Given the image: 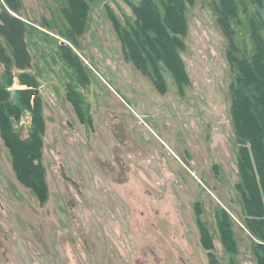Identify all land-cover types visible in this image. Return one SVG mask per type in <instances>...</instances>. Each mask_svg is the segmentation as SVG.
I'll list each match as a JSON object with an SVG mask.
<instances>
[{"label": "rangeland", "instance_id": "rangeland-1", "mask_svg": "<svg viewBox=\"0 0 264 264\" xmlns=\"http://www.w3.org/2000/svg\"><path fill=\"white\" fill-rule=\"evenodd\" d=\"M17 1L14 15L27 22V71L37 85L15 76L11 100L26 90L30 107L21 118L0 114L7 125L0 131V264H256L236 187L232 72L214 0L187 5L180 56L188 83L179 88L163 71V91L124 56L107 6L128 29L134 16L125 0H86L76 45L60 34L68 30L66 0ZM7 6L0 0V11ZM262 13L254 5L239 10L233 25L240 49L254 48L248 19L262 23L264 34ZM61 43L85 67L78 81L60 59ZM2 71L0 65V81ZM40 100L41 113L31 105ZM15 131L29 142L20 143ZM11 145L30 187L18 179ZM45 189L48 200L40 205ZM223 213L233 252L218 228L219 219L227 228Z\"/></svg>", "mask_w": 264, "mask_h": 264}, {"label": "trees", "instance_id": "trees-1", "mask_svg": "<svg viewBox=\"0 0 264 264\" xmlns=\"http://www.w3.org/2000/svg\"><path fill=\"white\" fill-rule=\"evenodd\" d=\"M7 9L0 11V65L3 69L0 81V114L5 110L9 116L21 118L23 110L30 107L29 93L26 90L15 91V98L11 100V94L7 90L13 84L16 76L23 84H35V78L28 73L31 66V55L25 41L27 22L14 15L18 11L19 1L4 0ZM125 2L132 9L134 16L133 24L127 21L128 29L121 26L115 14L107 6L108 16L115 27L118 37L121 39L124 56L131 61L152 84L164 90L165 72L169 73L179 88L188 83V75L180 52L185 49V36L188 32V24L185 17L187 5L193 4V0H140L138 4L130 0ZM16 3V4H15ZM248 5H254L263 10L264 0H214L213 8L217 15V23L224 34L228 47L226 57L232 72V81L229 85L231 97L230 115L233 124L236 145L238 147V161L240 170V182L236 185L241 194L243 202L244 220L249 233L255 239L252 246L256 264H264V34L262 23L255 19H248L250 37L254 48L251 52L246 48L240 49L235 35L234 23H239V10L247 13ZM86 0H66L63 13L66 15L68 30L64 35L69 41L76 45V34L82 32L84 21L88 11ZM58 54L62 62L71 68L78 78L84 73V66L70 44L61 43L58 46ZM18 70L19 72H14ZM75 109L80 111L76 103L81 102L77 95H73ZM12 102V103H11ZM15 102V103H13ZM39 106L42 112V102L32 104ZM43 117L42 115L39 116ZM83 120V118L81 117ZM42 121V120H41ZM44 122V121H43ZM7 128L5 121L0 120L1 135ZM19 131H15L16 139L20 143H28L19 138ZM5 139V138H4ZM24 151V148H22ZM19 148V152L22 151ZM12 163L19 181L29 186L16 170L14 154L17 148H10ZM26 160L19 157L17 161ZM41 158L38 161L41 162ZM42 166V165H40ZM27 167V166H26ZM36 186L42 188L44 185V174L42 173ZM42 181L43 184L40 183ZM45 186V185H44ZM40 197V196H38ZM38 201L40 205L48 200L47 190ZM226 224L223 230L219 219L221 238L228 251L233 252L232 246L235 241L229 230V219L226 213L222 214ZM203 240V239H202ZM210 257V256H209ZM212 257V255H211ZM213 264L216 261L211 260Z\"/></svg>", "mask_w": 264, "mask_h": 264}]
</instances>
